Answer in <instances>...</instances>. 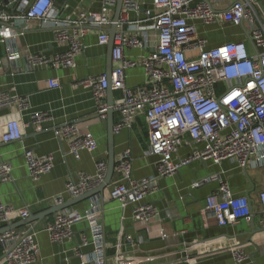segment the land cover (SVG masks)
Here are the masks:
<instances>
[{"label": "built area", "instance_id": "2783aa9c", "mask_svg": "<svg viewBox=\"0 0 264 264\" xmlns=\"http://www.w3.org/2000/svg\"><path fill=\"white\" fill-rule=\"evenodd\" d=\"M117 0H102L98 11L79 10L59 20V10L53 0H18L13 12L3 9L0 0V44L10 45L27 31L31 23L52 26L55 41L65 50L42 57H22L10 49L0 58V71L10 67L35 71L40 67L74 69L75 58L83 49L85 29H96L97 44L106 46L107 29L113 23ZM264 0H122L116 22L111 52V75L90 78L81 83L90 89L96 113L100 120L107 118V91L120 92L121 98L113 104L118 114L113 133L128 129L143 116L148 131L147 156L156 157L158 177H168L193 162L220 165L234 162L241 169L264 166V21L258 10ZM230 25L242 28L244 40L209 46L204 34L210 27ZM75 26L78 30H68ZM245 26V27H244ZM126 50L142 52L136 59ZM141 66L146 81L143 86L130 89L125 85V70ZM49 89H57L60 81H46ZM12 89L0 91V109L16 105L20 111L29 110L26 97H16ZM46 120L40 112L30 113V125L36 133ZM57 139L68 143L69 153L79 159L82 151L92 153L96 141L92 134L79 131L73 122L54 127ZM22 138L18 121L10 120L2 127L0 141L11 143ZM190 148L185 157L179 151ZM26 169L32 182L48 174L53 157H37L31 150L23 153ZM128 150L115 160L114 172L107 189V200L115 201L121 209L131 207V218L137 223H149L158 217L147 195L157 190L154 178L137 180L131 166ZM107 163L99 161L94 175L81 173L77 179L68 178L64 194L74 199L96 188L104 179ZM192 185L197 188L202 182ZM216 193L205 199L204 213L214 218L220 227L232 226L239 221H252L251 204L247 196H234L228 183L214 175ZM12 181L9 163H0V183ZM98 196L89 199L87 208H72L54 214L53 221L43 230L50 243L62 246L75 240L74 226L86 222L82 234L71 248L81 259L79 264H107L106 244L101 223L102 211ZM101 204L106 201L99 198ZM54 205L64 203L63 197L53 199ZM258 203L264 213V190L258 194ZM31 215L25 206L14 208L0 204V225L9 226ZM34 229L16 228L0 235L3 256L0 264H33L38 259V245ZM162 237L165 235L161 234ZM234 264H243L247 257L241 248L228 240ZM90 247L88 255L81 249ZM110 264H139L120 254L121 244L113 247Z\"/></svg>", "mask_w": 264, "mask_h": 264}, {"label": "crops", "instance_id": "0c3cea01", "mask_svg": "<svg viewBox=\"0 0 264 264\" xmlns=\"http://www.w3.org/2000/svg\"><path fill=\"white\" fill-rule=\"evenodd\" d=\"M59 10V20L79 10L98 11L102 0H53ZM17 4V3H16ZM16 7V6H15ZM3 9L13 12L4 4ZM259 16L264 21V2ZM245 27V26H244ZM68 30H78L75 26ZM209 29V28H208ZM215 29V41L210 47L244 40L242 28L223 25L210 27ZM52 26L31 23L29 29L17 37L10 45L0 44V58L7 50L25 57L40 55L50 57L65 50L64 44L55 41ZM96 29H85L82 37L83 49L75 58L74 69H50L40 67L35 71H24L19 62V70L10 67L0 71V91L12 89V95L26 97L30 109L20 111L16 105L0 109V133L3 125L10 121L19 122L22 138L11 143L0 141V163L11 166L12 181L0 183V204L22 208L27 206L31 214H37L52 206L56 197H63L64 186L68 178L77 179L85 173L94 175L96 163H107V126L106 120L99 119L90 89L83 88L81 83L87 79L106 75L107 45L97 44ZM125 54L136 59L139 50H126ZM57 78L60 86L49 89L46 81ZM145 73L141 66L125 70V85L135 89L144 85ZM113 104L121 98L120 92L113 93ZM106 101V100H105ZM107 103V101H106ZM40 112L46 120L41 124L42 130L36 133L30 125V113ZM118 114L114 113V121ZM75 123L79 131L90 133L96 141V150L92 153L82 151L79 159L69 153L68 143L57 139L53 134L55 126L64 123ZM148 131L146 121L140 116L128 129L114 134V155L116 158L123 152H130L132 173L135 179L154 178L157 190L144 199L151 204L158 217L149 223H137L131 218V207L121 209L115 201L107 200V189L101 204V223L106 244L107 264L113 254L115 244H121L120 254L136 260L139 264H234L228 250V240L238 245L247 260L243 264H264V213L258 203V194L264 190V166H251L241 169L234 162L226 161L220 165L210 162H193L180 168L168 177H158L155 169L156 157L147 156ZM31 150L37 157L52 156L53 167L48 174L32 182L28 176L24 151ZM190 148L179 151V157H185ZM214 175L220 176L231 188L234 196H247L252 210V221L220 227L211 216L204 213L205 199L219 188L217 181L210 180ZM202 182L197 188L192 185ZM90 200L72 207L83 212ZM54 214L44 218L40 223L24 226L36 231L38 259L33 264H79L81 259L71 252L76 240L86 234V222L74 226L75 240L62 246L49 242L44 228L53 221ZM19 222L15 221L14 223ZM13 223V224H14ZM4 226L0 225V230ZM161 234L165 235L164 237ZM90 247L81 249L82 255H88ZM3 256L0 248V260ZM1 262V261H0Z\"/></svg>", "mask_w": 264, "mask_h": 264}, {"label": "water", "instance_id": "95a60500", "mask_svg": "<svg viewBox=\"0 0 264 264\" xmlns=\"http://www.w3.org/2000/svg\"><path fill=\"white\" fill-rule=\"evenodd\" d=\"M18 0H2L3 4L7 5L10 9H14L16 6ZM122 6V0H117L116 6H115V11H114V16H113V23L109 29H107L108 33V43H107V71H106V76L109 79L111 75V69H112V64H111V52L113 48V41H114V36L116 34V22L119 19V13L120 9ZM113 94L110 90L107 91V96H106V101H107V118H106V126H107V146H108V154H107V170L105 177L103 181L94 189L82 194L81 196L70 199L67 202H64L61 205H54L42 212H39L37 214H31L27 219L21 220L19 222H16L14 224H11L9 226H4L0 230V235L4 234L5 232L9 230H13L16 228L28 226L31 224H37L40 223L44 218H47L53 214H56L60 211H63L65 209L72 208L76 206L79 203H82L84 201H87L89 199H92L96 196L99 198L103 197L104 190L108 187L112 176L114 172V165H115V155H114V133H113V126H114V110H113ZM205 163V162H203Z\"/></svg>", "mask_w": 264, "mask_h": 264}, {"label": "rangeland", "instance_id": "374dc122", "mask_svg": "<svg viewBox=\"0 0 264 264\" xmlns=\"http://www.w3.org/2000/svg\"><path fill=\"white\" fill-rule=\"evenodd\" d=\"M215 32V29H205L204 34L208 40L209 45L213 44V42L215 41Z\"/></svg>", "mask_w": 264, "mask_h": 264}]
</instances>
